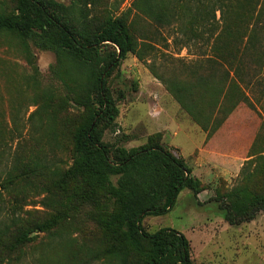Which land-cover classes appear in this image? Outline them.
<instances>
[{
	"label": "rangeland",
	"instance_id": "1",
	"mask_svg": "<svg viewBox=\"0 0 264 264\" xmlns=\"http://www.w3.org/2000/svg\"><path fill=\"white\" fill-rule=\"evenodd\" d=\"M134 2L80 0L78 4L93 20L123 17L134 38L154 46L146 61L129 54L108 79L120 113L115 128L105 131L104 142L112 150L131 149L160 133L162 143L186 160L202 185L197 199L185 188L167 214L147 216L143 226L150 233L162 228L182 232L190 241L194 264H264V212L253 221L230 225L219 202L210 201L215 197L230 201L234 192L264 188V80L255 83L250 99L223 121L214 100L199 98L205 115L214 112L212 122H222L206 131L167 89V82L193 80L203 72L214 76L211 90L219 88L223 82L219 60L238 66L242 40L262 0H225L224 16L220 10L208 9L205 0L194 19L195 9L187 3L171 25L156 24ZM16 6L17 0H0V14L12 13ZM59 72L54 52L0 34V228L12 220V206H20L31 223L45 220L51 206H61L52 176L72 164L73 136L83 109L73 101L66 104L71 90ZM34 165L43 169L32 175ZM87 234L93 238V224ZM36 235L38 240L25 248L19 263L5 264H71L70 252L83 238L71 226L58 236L39 231Z\"/></svg>",
	"mask_w": 264,
	"mask_h": 264
},
{
	"label": "trees",
	"instance_id": "2",
	"mask_svg": "<svg viewBox=\"0 0 264 264\" xmlns=\"http://www.w3.org/2000/svg\"><path fill=\"white\" fill-rule=\"evenodd\" d=\"M224 1L208 0L207 8L224 16ZM79 2L17 0L12 13L0 14V34L29 40L57 55L59 76L71 90L66 104L73 101L83 109L73 136L72 164L52 176L61 206H51L48 217L34 223L22 216L20 206L8 207L12 220L0 228V264L19 263L25 248L38 240L37 231L58 236L69 226L83 233L81 244L70 252L71 264H194L190 241L182 232L162 228L150 233L143 226L147 216L167 214L183 189L197 199L202 185L186 160L162 143L160 133L131 149L112 150L103 139L108 128H115L120 113L108 79L129 54L146 61L154 46L134 38L123 17L90 19L78 8ZM187 3L195 9L192 19L199 17L205 0H135L134 6L156 24L171 25ZM226 61L219 60L223 82L213 91L214 76L206 72L193 80L167 82L168 91L205 131L222 122H212L214 112L205 115L199 98L214 100L223 121L250 99L255 83L264 80V0L242 40L238 66L230 67ZM42 169L34 165L31 174ZM210 201L219 202L230 225H240L264 212V188L234 192L230 201L220 197ZM89 224L93 238H87Z\"/></svg>",
	"mask_w": 264,
	"mask_h": 264
},
{
	"label": "crops",
	"instance_id": "3",
	"mask_svg": "<svg viewBox=\"0 0 264 264\" xmlns=\"http://www.w3.org/2000/svg\"><path fill=\"white\" fill-rule=\"evenodd\" d=\"M164 136H165V138H164V139H166V134H165Z\"/></svg>",
	"mask_w": 264,
	"mask_h": 264
}]
</instances>
